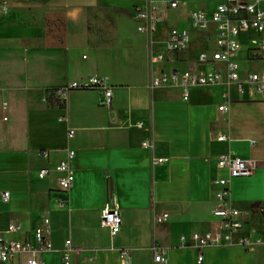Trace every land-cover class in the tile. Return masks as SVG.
Listing matches in <instances>:
<instances>
[{"label":"crops","instance_id":"obj_1","mask_svg":"<svg viewBox=\"0 0 264 264\" xmlns=\"http://www.w3.org/2000/svg\"><path fill=\"white\" fill-rule=\"evenodd\" d=\"M8 2L9 14L0 15V234L35 244L48 219L52 249L39 255L40 264H65L67 241L72 264H124V250L132 264H157L155 253L165 264H200L201 255L202 264H264V94L250 84L242 91L237 84L194 86L185 101L181 87L151 85L162 73L221 70L198 63L216 49L214 28L198 30L189 19L213 12L216 0ZM153 19V34L139 31ZM175 29L190 34L189 48L156 61L153 52L166 49ZM262 37L242 34V79L264 71L245 54ZM90 77L108 80L110 108L100 90L71 91L62 107L50 98ZM69 150L75 181L65 194L57 173L39 179L38 172L67 160ZM228 154L257 164L252 176L231 180L244 233L233 245L201 250L192 236L218 226L217 181L229 179L218 160ZM106 204L121 212L115 236L100 226ZM10 225L20 232L9 234ZM239 238L251 240L250 251Z\"/></svg>","mask_w":264,"mask_h":264},{"label":"built area","instance_id":"obj_2","mask_svg":"<svg viewBox=\"0 0 264 264\" xmlns=\"http://www.w3.org/2000/svg\"><path fill=\"white\" fill-rule=\"evenodd\" d=\"M170 8L177 9L178 4L172 2ZM9 12L8 0H0V15L7 16ZM138 17L146 18L141 13ZM189 19L198 30L209 31L214 28L216 32V49L201 53L198 57V63L200 66H220L221 70H214L212 74H193L190 71L162 73L152 79V87H181L185 101L189 100V90L194 86L237 84L239 90L242 91L246 84H250L258 92L264 94V71L247 72L245 78L242 79V67L239 63L243 53L242 34H264V0H216V8L213 12H192ZM156 25L157 19H153L151 23L142 25L139 31L151 35L155 32ZM190 44L191 37L186 30H172L168 36L166 49L163 52H153L154 59L163 62L165 53L179 54L186 51ZM245 54L250 62L264 63V37L253 40V46ZM86 90H100L103 94V106L106 108L111 107L113 91L108 84V80L101 77H90L85 82H74L65 88L54 90L50 93V98L53 99L56 106L62 107L66 104L68 94L71 91ZM219 110L227 112L228 107L223 105ZM69 137H73V132L69 133ZM225 139V137H222L219 140L223 141ZM47 155V152L42 153L44 157H47ZM75 155L73 150H69L67 160L57 163L52 169L40 170L38 178L45 179L51 173H57L59 175L58 184L62 192L68 194L75 181L74 169L71 164ZM161 162V160L158 161V163ZM218 166L228 171L229 179L217 181L222 189L217 193L219 207L213 213L214 217L218 219L216 230L192 236L193 244L201 250L207 247L233 245L234 238L244 233L243 225L239 219V211L233 207L231 180L252 176L257 164L228 154L218 160ZM3 197L5 201H8L9 193H4ZM122 224L119 208L106 204L100 210V226L109 229L113 236L120 232ZM7 232L17 234L20 232V228L10 225ZM49 236L48 219L45 220L43 226L35 231V244L31 240L8 241L0 234V264H18L22 256L28 258L27 264H40L38 261L39 255L52 249ZM237 244L249 251L252 246L249 238H239ZM65 246L66 249L63 252L65 264H72V242L67 241ZM122 257L124 264H132L128 250L122 252ZM154 261L157 264H165L166 258L162 254L155 253ZM203 261V255L199 256L198 262L202 264Z\"/></svg>","mask_w":264,"mask_h":264},{"label":"rangeland","instance_id":"obj_3","mask_svg":"<svg viewBox=\"0 0 264 264\" xmlns=\"http://www.w3.org/2000/svg\"><path fill=\"white\" fill-rule=\"evenodd\" d=\"M252 38H256V37H255V34L252 36Z\"/></svg>","mask_w":264,"mask_h":264}]
</instances>
